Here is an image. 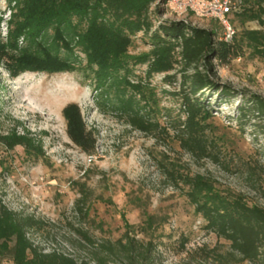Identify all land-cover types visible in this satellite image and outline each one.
Listing matches in <instances>:
<instances>
[{
	"label": "rangeland",
	"instance_id": "rangeland-1",
	"mask_svg": "<svg viewBox=\"0 0 264 264\" xmlns=\"http://www.w3.org/2000/svg\"><path fill=\"white\" fill-rule=\"evenodd\" d=\"M16 1L0 0V33L6 43ZM157 7V3L151 6L153 31L172 18L167 6L162 13ZM189 18L195 25H214L222 31L213 18ZM252 22L248 24L254 26ZM234 23L243 25L240 19ZM54 37L53 28L34 43L22 35L10 53L17 56L26 49L30 53L38 44L48 47ZM132 40L129 71L122 69L119 78L102 87L97 86L82 46L74 41L66 69L13 75L0 63V135L24 136V143L14 147L0 141L2 204L22 216L43 220L42 229L27 232L34 245L79 261L95 263L101 256L108 264H124L116 242L132 238L143 252L149 241L153 243L151 264H262L242 259L228 240L209 232L187 192L197 183L264 207V114L246 111L247 123L237 118L241 104H252L251 96L264 99V58L252 57L247 48L243 57L215 65L217 78L235 93L224 97L227 101L218 108L216 96L209 97L217 108L205 126L211 154L199 156L181 146L172 124L188 86H182V66L175 63L169 80L162 72L148 77L147 64L136 57L148 52L152 43L143 31ZM67 54L61 47L60 56ZM131 96L146 106L155 122L149 131L129 123L127 109L119 101ZM69 103L80 106L96 132L93 154L84 152L67 134L63 108ZM80 230L87 232L91 243ZM183 236L188 242L178 252ZM0 264H12L10 255ZM136 264L148 263L140 258Z\"/></svg>",
	"mask_w": 264,
	"mask_h": 264
},
{
	"label": "trees",
	"instance_id": "trees-1",
	"mask_svg": "<svg viewBox=\"0 0 264 264\" xmlns=\"http://www.w3.org/2000/svg\"><path fill=\"white\" fill-rule=\"evenodd\" d=\"M166 1L17 0L8 22V43L2 41L0 33V63L8 67L13 75L28 70L53 72L66 69L69 67V55H73L70 45L75 39L74 42L82 46L86 54L97 86L102 87L108 80L117 79L122 69L129 71L131 56L128 50L132 36L143 31L152 47L136 58L147 64L148 77L162 72L164 79L169 80L175 63L182 66V86H188L182 94L179 113L172 119L181 146L199 156H209L211 148L205 134L206 120L213 116V111L221 102L227 101L224 97L235 93L232 86L217 78L215 65L243 57L247 48L251 49L252 57L264 58V0H245L240 9L231 14L230 21L236 29L231 40L223 39L222 31L214 25L198 26L190 18H168L153 31L151 6L157 3V12L162 13ZM75 19L77 22L74 23ZM236 19H240L243 25L236 26ZM249 22L254 26H250ZM49 28L54 29L55 37L48 47L38 44L34 52L29 53L26 49L17 56L10 53L17 48V41L22 35L34 43L37 39H43ZM61 47L69 52L66 57L60 56ZM202 64L205 69L201 68ZM212 95L216 96L217 108L212 107L209 99ZM249 101L252 102L250 106L245 103L239 108L241 114L237 118L242 123L250 120L246 111L264 114L262 97L251 96ZM119 102L127 109L132 126L144 132L155 126L146 113V106H141L133 96ZM63 113L70 139L84 152L93 154L97 144L96 132L87 124L80 106L69 103L63 108ZM23 139V135L15 132L0 135V141L7 147L23 144ZM167 173L170 174L168 170ZM170 176L174 177V174ZM187 196L209 232L228 240L242 259L264 264V207L249 204L242 198L226 197L197 183L194 190L187 192ZM132 225L128 224L129 227ZM43 227V220L9 210L0 200V259L9 254L12 264H108L101 256H97L95 263H92L76 260L55 250L44 251L34 245L27 235L29 230ZM79 233L92 242L87 232L80 230ZM125 235L128 234L125 232ZM187 242L188 237L180 238L178 252L185 249ZM116 244L125 257L124 264H136L140 258L148 264L154 260L150 256L151 241L147 243L145 253L135 248L132 238L127 241L119 239ZM108 249L113 248L108 246Z\"/></svg>",
	"mask_w": 264,
	"mask_h": 264
},
{
	"label": "built area",
	"instance_id": "built-area-1",
	"mask_svg": "<svg viewBox=\"0 0 264 264\" xmlns=\"http://www.w3.org/2000/svg\"><path fill=\"white\" fill-rule=\"evenodd\" d=\"M244 1L245 0H167L166 6L174 20L188 19L191 15L199 18L207 17L217 20L222 27V38L231 40L236 33V29L230 21V16L233 12L240 9Z\"/></svg>",
	"mask_w": 264,
	"mask_h": 264
},
{
	"label": "bare ground",
	"instance_id": "bare-ground-1",
	"mask_svg": "<svg viewBox=\"0 0 264 264\" xmlns=\"http://www.w3.org/2000/svg\"><path fill=\"white\" fill-rule=\"evenodd\" d=\"M60 103V102H59Z\"/></svg>",
	"mask_w": 264,
	"mask_h": 264
}]
</instances>
